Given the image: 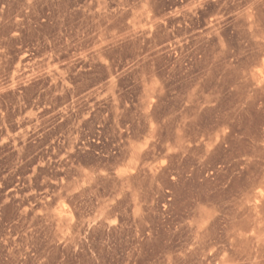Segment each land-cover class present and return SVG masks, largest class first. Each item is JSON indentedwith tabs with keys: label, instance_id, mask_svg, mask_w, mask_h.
I'll use <instances>...</instances> for the list:
<instances>
[{
	"label": "rangeland",
	"instance_id": "374dc122",
	"mask_svg": "<svg viewBox=\"0 0 264 264\" xmlns=\"http://www.w3.org/2000/svg\"><path fill=\"white\" fill-rule=\"evenodd\" d=\"M0 264H264V0H0Z\"/></svg>",
	"mask_w": 264,
	"mask_h": 264
}]
</instances>
